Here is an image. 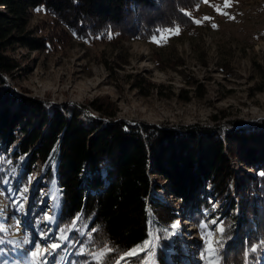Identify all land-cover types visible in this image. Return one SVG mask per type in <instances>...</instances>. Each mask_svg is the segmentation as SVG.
<instances>
[{
    "label": "trees",
    "instance_id": "1",
    "mask_svg": "<svg viewBox=\"0 0 264 264\" xmlns=\"http://www.w3.org/2000/svg\"><path fill=\"white\" fill-rule=\"evenodd\" d=\"M199 1L0 0V82L17 68L5 53L11 44L29 50L49 47L48 39L23 33L28 9H43L77 38L118 42L127 37L146 40L165 28L190 30ZM8 91L4 89L5 94ZM8 96L0 98V157L12 144L14 158L28 154L17 174L22 183L32 163L44 164L43 175L55 180L59 190L57 230L81 211L85 216L78 225L84 235L66 233L77 241L67 257L69 263L84 260L104 243L117 249L116 255L142 244L152 233L150 214L157 226L169 224L175 211L151 194L158 188L154 178L167 183L174 199L180 198L194 225L203 212L212 210L211 202H219L223 236L230 237L218 257L222 264H246L245 251L264 241V118L205 125H134L110 118L83 125L69 105ZM89 104L103 115H114L102 104ZM232 158L245 167L242 178L234 175ZM157 257L158 264H166L161 249ZM99 264H105L102 257ZM247 264H264V247L249 252Z\"/></svg>",
    "mask_w": 264,
    "mask_h": 264
},
{
    "label": "rangeland",
    "instance_id": "2",
    "mask_svg": "<svg viewBox=\"0 0 264 264\" xmlns=\"http://www.w3.org/2000/svg\"><path fill=\"white\" fill-rule=\"evenodd\" d=\"M28 9L24 31L28 37L48 39L49 47L29 50L14 42L6 55L17 68L0 82V98L14 93L35 98L55 106L69 105L77 110L83 125L90 120H122L127 124L167 122L172 124L222 123L227 119L242 122L264 118V0H200L194 27L165 28L146 40L121 38L118 42L75 37L46 11ZM0 10H3L0 6ZM170 30V31H169ZM164 37L163 39L161 37ZM156 37V40H153ZM4 89L9 90L7 94ZM4 95V97H2ZM7 98V100H8ZM90 102L102 104L109 117L95 111ZM10 108L14 105L9 104ZM215 116V120L211 116ZM34 119L31 120L33 122ZM14 145L1 152L3 180L0 183V238L21 242L15 252L12 245L3 248L0 264H26V251L32 244L26 238L45 244L58 234L55 226L58 200L51 197L53 180L43 175L44 164L30 165L24 182L18 170L28 154L12 156ZM236 177H243V165L236 158L230 163ZM153 179V177H152ZM157 189L150 192L164 207H172L179 221L171 240H153L164 245L166 264H208L201 259L206 237L209 244L217 239L220 226L219 202H211V211L203 212L201 222L216 219V225L200 228L189 221L180 198H173L167 183L154 178ZM8 180V183H3ZM28 188L21 196L20 190ZM56 188V186H55ZM12 191H9V190ZM57 189V188H56ZM21 200L24 211L14 201ZM47 213L51 220L42 218ZM150 214L149 221H152ZM82 232V228H80ZM47 233V239L42 234ZM71 247L67 245L46 257L48 264H99L103 252H91L84 260L67 261ZM38 253L34 262L41 264ZM146 259L151 260V257Z\"/></svg>",
    "mask_w": 264,
    "mask_h": 264
},
{
    "label": "snow or ice",
    "instance_id": "3",
    "mask_svg": "<svg viewBox=\"0 0 264 264\" xmlns=\"http://www.w3.org/2000/svg\"><path fill=\"white\" fill-rule=\"evenodd\" d=\"M36 11H41V9L37 8ZM160 31V30H158ZM170 31V30H169ZM109 38H111L112 33L109 32ZM164 38L163 36L161 37ZM153 40H156V37H153ZM50 162L53 164L54 167V158L50 157ZM264 175V173H262ZM3 183L7 184L8 180H4ZM53 184V190L51 192V197L53 200L59 199V190L55 188V180L52 181ZM9 191H12L11 189ZM28 188L24 187L20 190L21 196H23V193H27ZM3 193L0 192V195ZM15 205L17 206V210L20 212L24 211V204L21 200L14 201ZM44 221L51 220V217L45 213L44 217L42 218ZM85 220V216L83 214V211L81 213L76 214L68 223V225H65L63 227H60L58 229V234L54 237L51 243L45 244L43 247V251H41V243L39 240L31 241L27 238L22 242L24 244H32L33 248L31 250L26 251V264H34V260L37 257L38 253H40V259L41 264H48L46 257L49 255H52L55 253L58 249L65 247L66 245L68 247H72L75 245L77 241L70 240L69 235L66 233L68 232H76L78 235H84V233L80 232L79 224L81 221ZM153 226V230L159 233L158 240L164 241V240H171L173 236L176 235V230L179 227V221L172 223L168 227H157L155 220L150 221ZM217 221L216 219H213L211 221H208L207 223L201 222L198 227L204 229L207 228L209 225H216ZM212 232H219L221 233V238L215 239L214 241L209 244L206 237L201 236V239L205 241V248L204 251L201 252V259L203 260L205 255H208V264H222V262L218 259V257L222 254V249L224 247V242L226 239H230V237L223 236L224 228L222 226H218L215 229H209ZM3 229H0V232H3ZM92 232L97 231L95 228L91 229ZM48 234L44 233L42 234V239H47ZM10 244L12 245L11 250L15 252L18 248L21 247V242H15L13 241H5L4 239L0 238V245ZM264 247V241H261L259 244H252L249 249L245 251V257H246V264H247V257L249 252L256 253L259 248ZM101 251L103 252L104 249H107V252H103L102 259L105 261V264H122L123 261H128L130 264H158V257H157V250L159 248H163V245L158 243L157 240H153L151 234L149 235V239H146L142 244L133 246L131 249L124 251L122 253H119L116 255L115 253L118 252L117 249L114 247H109L107 243H104L100 246ZM3 248H0V254L3 253ZM94 257L97 255V253L93 252L91 253ZM147 257H151V260L146 259ZM3 264H8L7 260L3 261ZM57 264H59V261H57Z\"/></svg>",
    "mask_w": 264,
    "mask_h": 264
},
{
    "label": "bare ground",
    "instance_id": "4",
    "mask_svg": "<svg viewBox=\"0 0 264 264\" xmlns=\"http://www.w3.org/2000/svg\"><path fill=\"white\" fill-rule=\"evenodd\" d=\"M54 207L56 208V200H55V203H54ZM56 211H57V208H56ZM56 217V216H55ZM56 220V218H55ZM40 241V240H39ZM41 243V242H40ZM40 255V254H39Z\"/></svg>",
    "mask_w": 264,
    "mask_h": 264
},
{
    "label": "water",
    "instance_id": "5",
    "mask_svg": "<svg viewBox=\"0 0 264 264\" xmlns=\"http://www.w3.org/2000/svg\"><path fill=\"white\" fill-rule=\"evenodd\" d=\"M57 215H58V208H57V213H56V217H57Z\"/></svg>",
    "mask_w": 264,
    "mask_h": 264
}]
</instances>
